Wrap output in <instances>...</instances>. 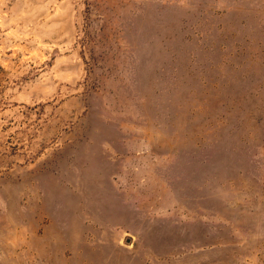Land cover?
Instances as JSON below:
<instances>
[{
    "label": "rangeland",
    "instance_id": "obj_1",
    "mask_svg": "<svg viewBox=\"0 0 264 264\" xmlns=\"http://www.w3.org/2000/svg\"><path fill=\"white\" fill-rule=\"evenodd\" d=\"M0 264H264V0H0Z\"/></svg>",
    "mask_w": 264,
    "mask_h": 264
}]
</instances>
